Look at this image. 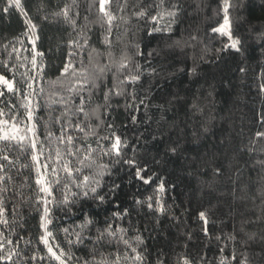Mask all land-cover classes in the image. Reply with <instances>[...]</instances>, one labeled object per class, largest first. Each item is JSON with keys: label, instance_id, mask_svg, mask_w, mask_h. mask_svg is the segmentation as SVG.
Segmentation results:
<instances>
[{"label": "snow or ice", "instance_id": "obj_1", "mask_svg": "<svg viewBox=\"0 0 264 264\" xmlns=\"http://www.w3.org/2000/svg\"><path fill=\"white\" fill-rule=\"evenodd\" d=\"M113 3L114 0H92L90 5L98 9L101 19L108 24L107 35L102 41L108 47H111L109 36L117 19L111 8ZM216 3V15L223 14L222 23L212 27L211 31L226 37L218 51L238 55L243 45L233 32L231 14L237 8H246L247 4L237 3V0H216ZM125 6L120 5L119 11L123 12ZM16 9L23 10L21 0H6L0 12ZM182 9L179 0L142 3L133 15L145 20L149 25L145 34L162 41L164 47L146 50L136 43L131 56L125 54L118 64L109 59L108 63L98 67L91 79L83 67L84 58L78 61L79 73L76 67L79 50L90 47L91 37L84 34L82 43L81 40L70 41L73 50L67 53L69 59L62 63L57 79L69 73L72 76L79 74L88 87L73 86L68 89L70 95L67 98L61 96L58 101L48 98L50 102L40 104L32 99L37 94L32 81L45 76L47 69L45 53L37 48L39 36L30 40L34 53L32 67L29 73L20 74L23 79L3 63L0 68V160L6 163L0 164V226L12 233H16L13 225L20 231H28L33 239L27 240L26 244L34 246L23 253L9 251L0 258L11 260L14 255L19 256L23 264H264V193L260 204L256 205L255 199L247 195L251 190L248 186L241 188L239 195L235 189L230 190L231 202L217 201L216 207L227 220H213L211 209L199 211L197 221L203 222L199 227L203 235L194 237L192 231L183 233L186 239L182 252L176 253L163 243L160 246L149 243L150 240L170 241L172 233L168 229L179 227L181 217L188 211L182 209L177 216L172 205L166 203L165 184L168 181L157 171L166 169L188 151L184 146L187 141L181 142V135L186 137L188 133L174 120L166 119L168 108L180 97L167 93L155 95V90L161 87V79L166 81L169 76L185 72L193 77L198 75L199 64L177 68L169 62L167 67L172 71L162 76L167 68L160 61H168L174 47L180 44L172 37L173 25ZM70 11L71 7L65 4L56 15L75 28V17L79 13L72 17ZM35 27L32 24L29 31ZM258 38L259 46L264 48V31L259 32ZM37 57H40L39 63ZM33 70L35 75H31ZM237 71L246 74L247 70L238 67ZM257 87L264 93V72L260 74ZM43 91L41 88L40 92ZM97 94L102 101H97L93 115L100 109L106 113L113 108L114 98H122L125 101L122 107L130 124L117 125L115 119L108 121L100 116H96L97 122L93 123L92 115L86 109ZM76 98L78 103L73 111L69 105ZM52 103L62 105L58 114L51 107ZM192 107L197 106L193 104ZM156 113L160 114L159 119H154ZM261 120L264 122V113ZM153 124L157 126L153 128ZM164 124L171 126L164 130ZM98 129H106L107 134L101 135ZM207 131L205 128L204 132ZM256 136L264 138V132H257ZM248 151L254 153L256 149L252 147ZM6 153L15 154L17 159L23 156L29 161L21 165L28 175L16 172L23 178L20 189L14 187L15 177L9 167L14 161H10ZM257 164L264 170V160H257ZM213 173L224 174L220 167H214ZM121 174L129 177V184L133 180L146 186L155 184L152 195L142 200L138 198L139 193H130L122 199ZM33 179L34 184L30 182ZM261 180L264 181V175ZM178 187L173 183L170 190L175 191ZM24 188L28 193L22 191ZM17 196L22 197L19 202ZM249 199H252L254 209H259L258 214L254 209L251 216L239 211L238 202L247 208ZM176 200L177 197H172L173 204L181 207ZM142 215L143 219H134ZM256 225H260L259 231L254 230ZM0 237L7 244L13 243L4 232H0ZM189 245L197 248L195 254L188 251ZM3 250L4 244L0 243V251Z\"/></svg>", "mask_w": 264, "mask_h": 264}, {"label": "trees", "instance_id": "obj_2", "mask_svg": "<svg viewBox=\"0 0 264 264\" xmlns=\"http://www.w3.org/2000/svg\"><path fill=\"white\" fill-rule=\"evenodd\" d=\"M151 2L152 0H114L111 8L117 19L109 36L111 47H108L102 43L104 35H107L108 24L101 19L96 7H90L92 0H75V4L73 0H21L22 11L16 9L8 13L0 12V68L3 63H7L12 72L23 79L20 74L29 73L32 67L31 58L34 53L31 51L33 45L30 40L39 36L37 48L45 53L44 62L47 69L45 76L32 81L37 92L32 99L34 102L44 104L50 102L48 98L52 101H58L61 96L67 98L70 95L69 88L88 87L83 84L84 77L79 74L72 76L69 73L57 79L62 63L69 59L67 53L73 50L70 41L81 40L84 34L91 37L90 47L79 50L76 62L79 73L81 66L78 61L84 58L83 67L87 69L89 79L98 67L108 63L109 59L113 64H118L125 54L131 56L136 43H140L146 50L164 47L162 41L145 34V30L149 27L145 20L137 19L133 15L140 10L142 3L147 5ZM179 2L183 5V9L176 24L173 25L172 39L179 41L180 44L174 47L168 61H160L167 68L162 72V76H167L172 71L167 67L169 62L177 68L184 66L191 68L194 64H199V68L195 77L185 72L169 76L166 81L161 79V87L155 90L157 97L165 93L180 97L173 107L168 108L166 119L174 120L180 129L188 133L186 137L181 135V142L187 141L184 146L188 151L166 169L157 171L162 179L168 181L165 184L166 203L172 205V210L177 216H180L182 209L188 211L181 217L182 223L179 227L168 229L172 233L170 241H149L153 246H160L163 243L176 253L183 251L186 239L183 233L192 231L194 237L197 234L203 235L199 232L203 222L197 221L199 211L211 209L213 220H227L228 218L220 213L216 205L218 200L231 202L232 197L228 194L230 190L235 189L239 195V190L248 186L251 190L247 191V195L255 199L256 205L260 204V197L264 193V181L261 180L264 170L257 164V160H264V138L256 136L257 132H264V122L261 120V114L264 113V93L259 92L257 87L260 83V74L264 72V48L259 46L258 38L259 32L264 31V0H237V3L247 4L246 8H237L231 14L233 32L241 39L243 45L238 55L218 51L222 47L221 41L226 40V37H220L218 33L211 31L212 27L222 23L223 14L221 13L219 17L216 15V0H179ZM65 4L71 7L69 16L75 17V14L79 13V16L75 17V28L70 23H66L62 16L56 15ZM125 4L124 11H119V6ZM5 5L6 0H0V9ZM32 24L36 27L29 31ZM39 61L40 57H37V62ZM238 67H244L247 70L246 74L237 71ZM31 75H35L34 70ZM41 88L44 90L42 93ZM84 94L87 95V92ZM97 101H102L99 94L93 97L92 103L86 109L92 115L93 123L97 122L95 117L100 116L101 119L108 121L115 119L117 125L130 124V119L127 118L122 107L125 103L122 98H114L113 108L108 109L106 113L100 109L93 115ZM75 103H78V98L69 105L73 111H75ZM193 104L197 107L193 108ZM116 105L121 107L116 108ZM51 107L57 114L62 109V105L58 103H52ZM135 114L140 115V113ZM159 115L156 113L154 119H159ZM80 118L83 119V114ZM156 126V124L152 125L153 128ZM170 126L164 124L163 128L167 130ZM205 128L208 129L207 133L204 132ZM116 130L119 134L120 128ZM98 131L101 135L107 134L106 129L103 131L98 129ZM129 135L131 136L132 133L129 132ZM252 147L256 149L254 153L248 151ZM7 155L10 161H14L13 165H9L12 168L11 174L15 177L14 187L20 189L23 178L17 176L16 172L28 175L21 165L29 161L23 156L17 159L15 154ZM4 163L6 162L0 160V164ZM214 167H220L224 174L215 175ZM121 178L123 179L122 199L130 193H139L138 198L142 200L152 195L155 184L146 186L141 181L135 180L129 184L128 176L121 174ZM30 182L34 184V179ZM173 183L179 185L175 191L170 190ZM22 191L28 193L27 188ZM174 196L177 197L176 204L181 207L173 204ZM20 199L22 197H16L17 202ZM246 203L247 208L240 202L237 206L240 212H248L251 216L254 209L252 199ZM254 210L258 214L259 209ZM252 218L255 219L254 216ZM134 219H143V215ZM13 227L16 228V233L0 226V232H4V235L13 241L12 244H7L3 237H0V243L4 244L0 257L5 256L9 251L23 253L34 246V244H26L27 240L33 239L28 231H20L16 225ZM209 227L211 230V225ZM218 227L223 225L218 224ZM254 230L259 231L260 225H256ZM20 236L24 239H19ZM197 244L200 248L203 247L199 241ZM188 251L195 254L197 248L189 245ZM0 264H23V260L14 255L11 260L0 258Z\"/></svg>", "mask_w": 264, "mask_h": 264}]
</instances>
